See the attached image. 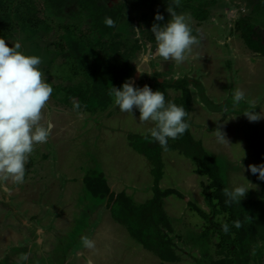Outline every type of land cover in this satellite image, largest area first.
<instances>
[{
	"label": "rangeland",
	"instance_id": "rangeland-1",
	"mask_svg": "<svg viewBox=\"0 0 264 264\" xmlns=\"http://www.w3.org/2000/svg\"><path fill=\"white\" fill-rule=\"evenodd\" d=\"M101 1L106 3L107 0ZM197 1L205 2L207 0ZM256 3H259V0H217L214 5L209 7V11L211 10L215 13V24H217L216 21L221 23L219 16L224 17L223 23L227 24L228 19L232 20L233 25L234 21L237 20L236 25L241 32H243V28L248 24H253L259 33L261 40L264 42V0H262L259 7L254 9ZM113 6H122L125 12L117 25L114 34L111 36H117L118 39L122 41L123 50H132V53L129 52L131 54L129 57V63L132 65L136 73H133L128 81L132 80L134 81V87L142 88L144 85L150 84L147 81V78H150L151 75H149L150 73H146V69L149 70L154 66L156 58L154 54H151L156 48V42L154 40V34L151 32V28L154 23L161 24L162 26L166 24L164 11L167 10V8L163 5L159 6V4L153 2L143 4L142 2L136 0H114ZM239 12L242 14H238ZM47 13L61 23H79L83 30L93 38H100L101 41L104 42H108L113 39L107 34H102V32L92 24V19L87 16L86 11L81 10L77 0H72L67 3L60 13L52 9L48 10ZM157 13L163 15L164 20L157 21L155 19ZM241 19H243V24L239 26L238 22ZM230 25L231 22L229 23V27H231ZM194 35L197 36L198 34L196 33ZM53 40L54 31H43L36 35H31V33L26 31H20L15 34V41L21 44L20 51L24 54L43 57L40 52H44L46 54V59L47 57H61L59 59H62L64 55H57L55 50L48 48L52 44ZM216 43L221 46L219 44V40H217ZM7 44L9 47H13L14 41H10V43L8 41ZM258 55V53L254 52V56L252 58L254 63H257L255 68L251 69V66L248 67L247 63H243L241 71L236 76V80L230 81L228 78L227 80H229L228 82L231 86H236V89L243 90L248 96H255V98L247 97V101L255 103L257 106L255 111L261 113L263 110L264 113V58ZM144 57H148L147 61L144 60ZM134 62L137 63L139 70L143 74L137 71V66ZM230 62L231 60H226L225 65H229ZM59 64L58 60L55 61V68H58V70L62 73V68ZM198 69L200 70L201 68L198 67ZM224 69L226 70L227 66L224 67ZM59 71H55L54 75H50L49 71L46 70L44 76L45 81L48 83L49 79H54L60 82V79L58 78V74L60 73ZM81 82L84 84L87 83V79L84 75H79L72 81L62 79V84L65 87L79 84ZM217 83H222V80L217 78ZM56 85L58 86L59 84L55 82L54 86L56 87ZM65 87L61 90L62 95H65L66 93ZM113 100L114 98H112V101ZM51 103L55 104L60 102L59 99L53 95L51 96L43 111V120L48 123L55 121V119L52 118L54 115L53 107L49 106ZM61 104L64 105L63 103ZM241 105L243 108L244 105ZM134 110L138 112V110ZM250 110L253 111L254 109L250 108ZM119 112L120 114L118 115L114 112L113 116L109 119L105 118L102 125H96V123L92 124L94 128L89 129L85 138L81 139L80 137V140L76 138L74 140L72 139L74 136L73 134L67 135L71 137L66 139V142L62 147V151H60L59 154H52V156L56 159H53V157L50 158L47 153L46 155L41 154V149H37V147H35L32 154L35 159L32 156L29 159L31 161H36L33 166L30 164L32 162L26 164L25 182L19 185L7 182L10 186L9 191H7L5 187H0V190H2L3 193L1 199L6 202L7 205H10V202L6 201L8 200L7 197H5L6 200H4V195L9 193L12 195V200L16 203V205L20 206V204H22V206H26V208H28L27 212L33 215L32 220L34 223L45 225L47 231L48 229L54 231L47 232V234H45V231H38V225H34L30 228V231L32 233V242L35 243L34 251L37 255H33L31 258L27 257V259H25V252L20 250L9 257L8 255L11 252V247L18 239L23 240L24 234L19 236L21 229L17 226L15 227L16 224H11L9 219H6V223L5 220L1 218L0 264H64L63 262L69 258L71 248L72 250H77V253L85 251L89 255L90 252L91 255H89L88 260L84 258L82 261H77L81 262V264H88L89 260H92V258L96 264L168 263L156 256V253L152 250H146L143 252V250L139 248V251H137L136 248L139 246L134 247L133 243H131L132 240H125L127 237L126 231L125 238L123 239L120 235L122 233L119 232L117 228L112 227V225H110L107 221L104 223L103 228L99 227L93 235L88 233L87 238L93 242V247L91 248L85 247L82 240H78L74 232L69 234L63 232L57 233L60 232V230H65L63 229L64 223L69 221L70 215H74L76 209L79 208V205H77L78 197H80L79 200H82V192H80L78 185L80 183L84 185L85 182L83 180L76 181L74 176L85 173L88 169L93 167L90 165H94V163L90 162L92 160L90 158L87 159L84 153L83 155L80 153L77 154V147L79 145L80 148L85 149L87 146H90L93 142V139L90 138L92 132H97V134H95L96 132L94 133V137L95 139H98L96 147L94 145V151H96L97 156H104V158H100L102 159V162L106 164L105 166L109 167L108 170L111 171L110 176L112 178H115L116 176L121 177L123 173H125L126 186L127 183L132 185L133 182L138 185L144 181L145 178L154 176L151 172L153 165L151 160L145 153L140 152L130 145L128 135L126 134H129V132H141L143 134L149 133L148 130L153 126L152 122L149 121L141 123L139 118L133 120L134 115L139 116L138 114H135L136 112H133L132 114L123 113L121 111ZM50 118L52 119L51 121ZM189 121L190 120L187 119L188 123ZM192 123L193 125L195 124L194 121H192ZM254 124H252V122L247 123L246 121H242L238 122L230 129V123L224 120L221 130L225 134L228 141H223L225 147H221V151L219 150L223 154L221 157L212 154L220 168V174L224 180L226 188L231 190L235 186L243 185L250 188L249 191L246 193V196L240 200L239 205L237 204V206L233 207L232 204H226L221 195L214 194V190L217 187L214 184H211L210 178L205 177V182L209 185L204 189L202 201L197 200L195 197L192 199L188 208V215L191 217L190 220L192 221L189 223V225H191L189 229L192 232L194 231V234H190L189 232L188 234H185L186 237L181 234L179 239L173 240V248L181 256L180 262L173 264H213V262L217 259L224 257L225 254L220 251V249H222L220 247L223 243V235L218 230L217 224L221 225L227 223L229 225V232L232 238H234L238 231V228H236L233 223L234 221H237L234 219L237 211L242 209L244 205H247L248 200L261 198L263 181L257 179L258 173L254 175L248 169V166L251 164H264V148H262V146H264V137L259 132L257 133V131L255 133ZM260 126L261 128L263 127L264 130V125L260 123ZM52 133L55 135L61 134L56 126L53 127ZM76 140L79 142L77 143ZM198 141L201 140L198 139ZM80 143H82L84 147L81 146ZM224 149L225 152H222ZM205 150L211 154L208 148H205ZM103 152L104 155H102ZM174 154L173 149L168 150L167 153L161 154L163 164L165 165L164 171H166L163 175V182L169 186H172V179L177 174V171L175 170L176 167L172 160L173 156H171ZM179 157L181 160L179 163L181 165L184 166L187 162L189 167L195 166L192 157H188L182 153ZM86 161H89L90 164L86 165ZM148 173H150L151 176H149ZM136 174H139L140 177ZM176 182L178 183V180H176ZM178 188L184 192V185H182V187L179 186ZM132 189L133 188H131V190ZM86 193L90 195V199L94 202L100 201L98 197L96 198V196L92 194V192L89 191ZM151 193L153 194V191H151ZM208 195H210L211 201L214 205L207 202L206 199ZM173 196L177 198V195L173 194ZM78 203L80 202L78 201ZM184 205V202L177 203L176 201H172L171 212L175 222L176 218L179 217L177 213L183 209ZM99 208L100 211L96 213L99 214V216H97V220L101 221L104 217H109V215H111L113 220L117 221L108 200L99 204ZM213 208H215L216 211L215 209L213 210ZM82 209L85 214H87V211H91L86 206H83ZM205 212L208 213L207 216H210L209 218H205ZM13 215L15 216V213ZM0 217H2V215H0ZM239 219L241 221L242 217ZM253 219L258 227V230L264 236L263 213L258 214ZM97 220L95 223H97ZM245 220L246 222L252 221L250 217L247 219L244 218V221ZM117 222L120 226L121 222L119 220ZM106 223L107 227H105ZM207 227L210 228L207 235H205L204 233ZM163 231L166 232L167 229L165 228ZM50 234L53 235V242L62 248V256L54 255L52 246H50L53 242H49L52 238ZM70 235L76 239L72 241ZM43 243L46 244L44 248H42ZM186 243L193 246V249L189 248L190 246H186ZM37 245L39 247H36ZM249 247L250 262L255 264V261H253V258L251 257L257 253L259 248L264 250V238H252ZM5 249H8V252L10 251L9 254L5 253ZM47 250H49V253L45 252ZM42 251H44L45 256L49 255L48 260L47 257H42ZM226 254H230V252L227 253L226 251ZM42 258H44V260ZM72 261L73 260H71V262Z\"/></svg>",
	"mask_w": 264,
	"mask_h": 264
},
{
	"label": "trees",
	"instance_id": "trees-1",
	"mask_svg": "<svg viewBox=\"0 0 264 264\" xmlns=\"http://www.w3.org/2000/svg\"><path fill=\"white\" fill-rule=\"evenodd\" d=\"M70 1L72 0H0V38H4L7 43L8 41L10 43V41H15V34L20 31L29 32L31 35L43 31H54V40L50 47L56 51L57 55H64V57L62 59H59L61 57L53 58L48 65L47 70L50 75H54L55 71H59L58 68H55V61L58 60L62 68V73L59 71L58 74L60 82L54 79L48 80V83L53 87L52 95L67 106L74 107V102H78L80 108L97 111L106 108L112 102L113 97L108 95L111 86L122 87L123 83L128 81L133 73H136L129 63L131 55L129 52L132 53V50H123L122 41L117 36H111L114 34L125 10L122 6H113L114 0H107L106 3L101 0H77L81 10L86 11L87 16L92 19V24L102 34H107L113 38L111 41L104 42L100 38H93L88 35L79 23H61L47 13L51 9L58 13L62 12L63 7ZM136 1L143 4L153 2L165 7L171 5L172 8L178 10L191 11L199 20L206 19L210 13L209 7L217 2V0H207L205 2L180 0L179 7H176L173 0ZM261 3L262 0H259L254 9L259 7ZM106 17L112 18L116 22V27H108L104 23ZM238 24L241 26L243 19ZM243 36L249 48L264 54V42L253 24L250 23L243 28ZM79 75L86 77V84L81 82L66 87L62 84V79L72 81ZM55 82L59 84L56 87L54 86ZM154 84L151 89L162 91L166 100L168 96L167 87L171 84L168 81H161L159 77L155 78ZM175 85L183 88V96L172 102L184 107L185 111L189 113L192 95L189 87L186 86L187 82L182 81L180 84ZM64 87L66 93L62 95L61 90ZM185 119L187 122V117ZM146 136L149 138L145 139ZM129 141L131 146L145 153L153 164L151 171L155 179L154 196L144 203L136 204L125 191L115 192L112 190L104 173L93 167L84 175L85 185L94 196L107 198L115 218L127 224L130 233L140 240L145 247L156 252L163 260H177L180 256L176 254L173 248L172 237L167 231H163L164 228L168 231L172 230V226L167 213L160 206V201L163 196L171 192L180 194L181 192L174 188L161 189L159 181L164 172L161 158L163 149L158 142L151 141L150 133L129 134ZM168 149H177L186 156L192 157L198 164V170L208 174L211 184L217 187L214 194L221 195L224 200L227 199L224 195L226 186L215 158L205 150L201 141L193 137L190 129L177 140L170 139ZM206 200L209 204L214 205L210 195L207 196ZM232 205L233 207L237 206L235 202ZM260 213L264 215V181L261 198L248 200L247 205L237 211L234 219L240 221L239 218L242 217L240 221L242 226L237 229L234 238H232L230 232L225 234L222 231L223 224H217L218 230L223 235L220 251L225 256L217 259L213 264H252L249 256L250 241L254 237L256 239L259 237L264 238L253 219ZM205 214V218L210 217L207 216V212ZM248 217L252 219L251 222L244 221V218L247 219ZM209 228L207 227L205 235H207ZM61 249L54 243L52 251L55 256L63 255ZM226 251L230 254H226ZM251 258H253L255 264H264V250L259 248Z\"/></svg>",
	"mask_w": 264,
	"mask_h": 264
},
{
	"label": "crops",
	"instance_id": "crops-1",
	"mask_svg": "<svg viewBox=\"0 0 264 264\" xmlns=\"http://www.w3.org/2000/svg\"><path fill=\"white\" fill-rule=\"evenodd\" d=\"M166 8L168 9V7ZM173 9L177 14L184 15L186 17L187 22L190 24L193 30V35L196 33L198 34L197 38L199 40V43L193 46L191 53L188 54V58L181 64H176L175 62L163 61L160 58H155L154 66L151 67V69L149 70L145 68L146 73L147 74L150 73L149 75H151L150 78H147V81L150 84L149 83L147 84H149L148 86L152 88L153 85H155L154 81L156 77H159L161 81H168L171 84V86L167 87V93H168L166 99V103H167L168 101L172 102L174 100H177L179 97L183 96V88L178 87L175 84L177 83L180 84L182 81H186L187 82L186 86L189 87L192 95L189 113L187 116V119L190 120L189 121L190 132L196 140L200 139L202 141L203 146L205 145L204 148H208L209 151L211 152V155L213 154L215 156L221 157L223 155L220 152L222 149L221 147H225V145L223 142L217 139L214 131L218 127L221 130V128L223 127L224 120L230 123V129L233 126H235L238 122L246 121L247 123H250V121L246 119L247 117H245L243 114L245 110H250L249 101H247L248 100L247 97L255 98V96L253 97L245 94V100H243L244 102L241 101L239 104L234 105L232 101V97H233V92L236 89V86L235 87L231 86L228 81L236 80V76L241 71L243 63H247L248 67L251 66V69L257 66V63H254L252 59L254 56V52L256 51L249 48L248 45L246 44L245 38L243 36V32H241V30L236 25L237 20L234 21V25H233L232 20L228 19V24H227V23H223L224 17L219 16L221 23H218L216 21L217 24H215L214 23L215 13L212 12L211 10L209 16L206 19L199 20L193 15L191 11L178 10V9L176 10L175 8ZM164 12L167 23L168 20L171 19V14L168 12V10H165ZM238 14H242V13L239 12ZM230 22H231L230 25L231 27H229ZM217 40L220 41L219 44L221 46H219L216 43ZM48 48L51 49V47ZM40 53H42L44 59H46V54L44 52H40ZM153 53H155V51ZM256 53L259 54L258 56H262L264 58V54L259 52ZM43 57L41 56L42 63L39 67L45 76V72L48 69L49 62L54 57H50V58L47 57L46 60H44ZM226 60H231L229 65H225ZM45 61L47 64L45 63ZM226 66L227 69L225 70L224 67ZM198 67H200L201 69L199 70ZM217 78L221 79L222 83L220 84L217 83ZM227 78L229 80H227ZM241 104L244 105L243 108ZM49 106L53 107L54 115L52 118L55 119V121L51 123L54 125V127L55 126L57 127V129L61 132V134L55 135L54 133H51V136L47 143L36 145L35 147H37V149L38 148L41 149V154L46 155L47 153V155H49L50 158L53 157L52 156L53 153L59 154V152L62 151V147L65 144L66 139L71 137L67 135L73 134L74 136L72 137V139L75 140L76 138L80 140V137L82 139L87 136L90 128H94L92 124L96 123V125L99 124L102 125L105 121V118L106 119L111 118L114 112L116 115L120 114L118 107L114 105V100L106 108L97 111H90L85 108H79L77 110L74 107H70L65 104L62 105L61 102L55 104L51 103L49 104ZM133 112H136L135 114L140 115L139 111L137 112L133 110ZM261 113H263V110L261 111ZM133 117H134L133 120L139 118V116L137 115H134ZM51 120L52 119L50 118V121ZM192 121H194L195 123L194 125ZM42 123L45 126H47L48 124V122L45 120H42ZM260 123L264 125V119H261L260 121L257 122H252V124H254L255 126L254 127L255 133L257 131V133L259 132L264 137V130L263 127L261 128ZM95 132L96 131L92 132L90 135V138L93 139L91 145L87 146L85 149L80 148L78 145L77 154L80 153L83 155L84 153L87 159L90 158L92 160L90 162L94 163V165L91 164L90 166H93V168H96L104 173L111 189L114 190L115 192L125 191L128 195L132 197V199L136 204H141L151 199L155 194L154 176H151V174L148 173V175L151 177L145 179L140 178V179H144V181H142L140 184L137 185L133 182L132 185L127 183L126 186H125L126 183L125 173H123L121 177L116 176L115 178H112L110 176L111 171L108 170L109 167L105 166L106 164L103 163L102 159L100 158V157L104 158V156H97L96 151H94L98 142V139L97 138L95 139L94 137ZM135 133L143 134L141 132H135ZM95 134H97V132ZM126 134L128 135L129 138V134L132 133L129 132V134L128 133ZM76 141L77 143L79 142L78 140ZM80 144L81 146L84 147L82 143ZM262 148H264V146H262ZM173 151L175 153L174 154L175 156L174 155L171 156H173L172 160H173V164L176 167L175 170L177 171V174L172 179V186L166 185L163 182L164 181L163 175L165 174L166 171L163 172V175L159 181V185L161 189L174 188L181 192V194L178 192H171L170 194L163 196L160 201V206L165 210L167 215L170 214L168 215V217H169V221L171 222L170 224L172 226V230L170 231L167 230V232L169 233L170 236H172V241L179 239L181 234L185 235L188 234L189 232L190 234L191 233L194 234V231L192 232L189 229L191 227L189 223L192 221L190 220L191 217H189L188 215L189 213L188 208L190 206V203L192 202V199H194L195 197L197 200L202 201L204 189L206 186L209 185L207 182H205V177L210 178L208 174L198 170V164L194 160H193L195 163L194 167L192 166L189 167L187 165V162L184 166L181 165L179 163L181 162L179 156H181L182 152H180L177 149H173ZM167 152L168 151H164V150L162 151V153H167ZM222 152H225V149L224 151L222 150ZM102 155H104V152L102 153ZM32 157L35 159L34 156ZM53 159L56 158L53 157ZM28 160L29 161H27L26 164L32 162L30 163L32 166L36 161V160L31 161L30 159ZM90 162L86 161V165H89ZM164 169H165V165L163 167V170ZM88 170L85 173H82L81 175L74 176L75 180L82 181L84 175L88 172ZM136 175L140 177L139 174ZM176 180H178V183L176 182ZM182 185H184L185 187L183 189L184 192H182L178 188L179 186L182 187ZM4 187L7 191L10 190V186L8 183H6ZM78 187L80 192H82L81 193L82 200H79L80 197H78V201L80 203H78L77 201V205H79V208L76 209L74 215H70V220L68 219L69 221L64 223L63 229L65 230H60V232L57 233L63 232L69 234L71 232L72 233L74 232L78 240H82V238L88 236V233L90 235L91 234L93 235L94 232L99 227L103 228L104 223L107 221L109 222L110 225H112V227L117 228V230L122 233L120 235L121 237H123V239L125 238V231H126L127 237L125 238V240L128 241L132 240L131 243H133L134 247L139 246L138 248H136L137 251H139V248H141L143 252L146 250H151L145 247L140 240H138L135 236H133L130 233L127 224L121 222V225L119 226L117 222L118 220L114 221L111 215H109V217L108 216L104 217L103 219H101V221L97 220L98 218L97 216H99V214L96 213L100 211L99 204H101L104 201H107V198L98 197L100 201L94 202L92 199H90L91 198L89 197L90 195L86 193L89 192V190L85 186V184L83 185L80 183ZM131 188L133 189L131 190ZM151 191H153V194L151 193ZM173 194L177 195L176 196L177 198H175ZM2 196L3 193L2 190H0V215H2L0 219L1 218L4 219L5 222L6 219H9V222L11 224L14 223L16 224L15 227L17 226L18 228L21 229L19 236L21 234H24L23 240L18 239L17 241H15L16 243L10 249L11 252L9 251L10 254L8 252L9 248L4 250L5 253L9 254L8 256L10 257L17 251L23 250L27 255V257L31 258L33 255L34 256L37 255V253L34 251L35 243L32 242V233L30 231L31 230L30 228L33 227L34 225H38L39 228L38 231H45V234H47V232H54V231H51L50 229H48L47 231L45 225H41L40 223H34L32 220L33 215L27 212L28 208H26V206H22V204H20V206L16 205V203L12 200L13 197L11 194L8 193L4 195V200H6L5 197H7L8 200L6 201L10 202V205H7V203L1 199ZM172 201H176L177 203L180 202L185 203L183 209H181L177 213L179 217L176 218V222L173 220V214L171 212ZM83 206L88 207L91 211L90 212L87 211V214H85L84 210L82 209ZM14 213L15 216L13 215ZM96 220L97 223H95ZM105 227H107V223L105 224ZM50 235L52 236V238L50 239L49 242H53L54 241L53 235L52 234ZM70 238L72 241L76 239L71 236ZM51 244L52 245L50 246H52L53 249L54 242ZM45 245L46 244L43 243L42 248H44ZM186 246L189 247L190 245L186 243ZM36 247L39 246L37 245ZM189 248L193 249V246H190ZM70 251L71 252H69V258L63 262L64 264H81V262H77V261H82L84 258L88 260L89 255H91L90 252L88 255L85 251L84 252L82 251V253H77L76 252L77 250H72V248L70 249ZM45 252L49 253V250ZM42 253H43L42 257H44L45 256L44 251H42ZM176 254L180 256L177 253V251ZM155 255L158 256L161 260H163L157 253ZM45 257H47L48 260L49 255ZM42 259L44 260V258ZM71 260L73 261L71 262ZM180 260H181V256L177 260H163V261H167L168 262L167 264H173L176 262H180ZM88 264H96V263L92 258V260H89Z\"/></svg>",
	"mask_w": 264,
	"mask_h": 264
},
{
	"label": "clouds",
	"instance_id": "clouds-1",
	"mask_svg": "<svg viewBox=\"0 0 264 264\" xmlns=\"http://www.w3.org/2000/svg\"><path fill=\"white\" fill-rule=\"evenodd\" d=\"M173 2L179 7L180 0ZM167 10L171 19L163 26L154 23L151 28L156 42L154 56L181 64L199 40L193 35L184 15L177 14L171 5ZM155 19L162 21L164 17L157 13ZM104 23L110 28L116 27V22L110 17H106ZM20 49L19 42L14 41V46L9 47L6 40L0 38V187L7 182L17 185L25 182L26 162L36 145L48 142L54 127L51 122L47 126L42 123L43 111L53 93V87L45 81L39 67L42 59L36 55H26ZM147 59L144 57L145 61ZM135 64L137 71L143 74ZM108 95L114 98V105L119 111L132 114L134 109H138L141 123L152 122L153 127L148 130L151 141L158 142L164 151H168L170 139L177 140L190 127L185 119L188 112L184 107L171 101L166 103L164 93L153 91L148 85L139 88L134 87V81H125L120 88L111 86ZM243 100L244 91L235 89L233 104L237 105ZM73 106L77 110L80 108L78 102H74ZM249 108L254 110H245L243 115L250 122L264 119V113L255 111L257 106L254 102L249 101ZM214 132L219 141H228L219 127ZM248 169L254 175L258 173L257 179L264 181V164H251ZM249 189L243 185L231 190L225 188V203L230 205L235 202L239 205ZM233 223L236 228L242 226L238 220ZM222 231L225 234L229 232L227 223L222 225ZM82 243L85 247H93V242L87 237L82 238ZM24 258L27 259L26 254Z\"/></svg>",
	"mask_w": 264,
	"mask_h": 264
},
{
	"label": "built area",
	"instance_id": "built-area-1",
	"mask_svg": "<svg viewBox=\"0 0 264 264\" xmlns=\"http://www.w3.org/2000/svg\"><path fill=\"white\" fill-rule=\"evenodd\" d=\"M151 54H154V53H151Z\"/></svg>",
	"mask_w": 264,
	"mask_h": 264
}]
</instances>
